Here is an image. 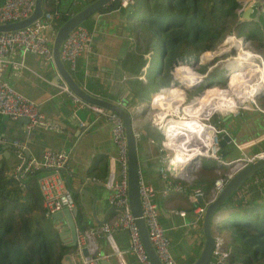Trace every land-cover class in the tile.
Returning <instances> with one entry per match:
<instances>
[{
	"label": "crops",
	"instance_id": "obj_1",
	"mask_svg": "<svg viewBox=\"0 0 264 264\" xmlns=\"http://www.w3.org/2000/svg\"><path fill=\"white\" fill-rule=\"evenodd\" d=\"M3 1L0 0V3ZM57 1L60 6L71 2V0ZM90 1L72 0L76 3L75 6L80 5L79 9ZM131 6L132 8L127 13L124 7L120 6L103 10L96 9L90 13L83 21H86L84 25L91 32V50L77 55L73 68H70L67 62L63 63L80 87L91 94L123 106L129 112L132 131L138 133L134 136L137 174L154 190L152 199L157 206L158 220L169 238V248L173 257L179 264H191L203 241L202 214H199V218L195 220L194 206L197 199H193L189 193L162 191L164 179L159 172L162 163L159 149L161 134L151 122L153 108L149 99L155 95L157 90L169 86L175 80L180 86L173 85L170 88L184 87L182 68L185 66H190L196 71L197 67L204 68L203 71L198 72L205 73L213 64L201 62L198 55H192L191 62L189 58L185 61L182 59L171 70L175 60L166 63V57L158 56L152 52L150 47L147 48L144 45L139 28L136 26L137 19L127 16L133 9V4ZM244 20L241 19V22ZM260 32H264V28H260ZM45 33L47 34L46 31ZM241 35L245 37L250 47V42L253 40L248 37L247 27H241ZM255 47L261 50L264 46L256 43ZM145 53L149 56L146 57L148 60L144 78H137L135 74L138 72L139 63ZM8 57L11 62L6 68H1V76L17 91L37 104L45 120L48 121V125L27 127L25 120L11 119L6 114L0 113L1 169L14 177L19 162L17 151L14 150L12 144L7 142L8 138L22 141L26 145L25 155L34 160L40 159L44 150L65 152L66 161L60 172L64 182L67 178L65 184L74 200L72 207L75 213L72 217L75 221V230L82 228L100 230L93 237V245L100 255L99 264L101 259L108 262L107 264H138L134 253L129 249L126 229L110 228L106 232L108 234L101 231V226L104 223L110 224L119 211V208L107 201L110 192L107 185L110 172L109 156L116 152V146L111 140L110 122L104 114L95 112L86 106L76 105L69 93L62 88L63 80L60 77L57 81L55 80L57 72L52 60L44 59L38 54L18 51ZM210 60L211 58H208V61ZM149 63L153 65L152 72L146 73ZM234 63L241 67V63ZM235 69L239 70V67ZM230 74L235 75L237 72ZM190 75L186 77V81ZM140 81L145 83V86L141 91H137ZM164 89L168 88H162L160 92ZM205 90L206 88L197 96H201ZM134 92H136L135 96ZM259 92H264V89ZM230 94L228 92L217 94V102H212L211 98L210 104L200 115L206 116L213 110L236 112L238 108H241L238 107L241 100L235 95H232L233 99H231ZM137 96H140L138 100ZM125 100L126 104L123 105L122 102ZM263 101L258 102L262 105L258 104L262 109H264ZM213 123L231 136L223 151L224 158L230 159L244 153L264 150V111L240 109L237 113H229L224 120L216 116L213 118ZM139 135L143 137L140 139ZM225 168V165H217L213 159L203 157L193 171L191 182L193 181L200 187L208 186L206 188L208 191L217 171H223ZM113 169L116 175V164ZM47 171V168L34 171L35 177ZM24 177L25 175L22 176ZM173 179L188 185V188L191 183L178 177H173ZM259 181L262 183L264 180L260 179L254 184H258ZM258 194L264 200V189L260 188ZM257 202L254 210L260 213L264 202ZM238 203L241 205V202ZM220 207L221 209L217 210L211 218L212 234L217 231L223 237V243L230 248V253L224 261L214 264H264V251H261L264 248V241L256 243L260 250L258 253L254 252V255L246 251L241 252V241L239 240H237L236 248L233 249L236 244L233 235L240 238L241 228L245 229L247 226L241 221L240 209L224 205ZM47 219L60 242L66 245L63 241H68L70 237L69 231L64 227L67 225L66 217L53 219L49 215ZM258 230L261 231L262 228ZM66 252L71 254L74 262L79 260L80 255L75 251V242L68 245ZM210 260L213 262L214 258L210 257Z\"/></svg>",
	"mask_w": 264,
	"mask_h": 264
},
{
	"label": "built area",
	"instance_id": "obj_2",
	"mask_svg": "<svg viewBox=\"0 0 264 264\" xmlns=\"http://www.w3.org/2000/svg\"><path fill=\"white\" fill-rule=\"evenodd\" d=\"M116 1L118 2V6L124 8L134 3V0ZM238 3L239 7L235 8L237 17H240L242 9L246 6H250L251 12L257 10V3L254 0H240ZM33 4L34 0H4L0 3V23L15 21L26 16L31 12ZM55 16V11H42L41 16L33 20L28 25L16 29L0 31V113L6 114L11 119L25 117L27 119V127L37 125L45 126L48 125V121L45 120L43 114L40 112L34 101L26 98L22 93L17 91L12 84L1 76V68L7 67V64L11 62L8 56L13 54L15 51L20 53L30 52L38 54L44 59L52 60L51 40L56 30V27L53 26V18ZM239 37L242 39L241 36ZM242 40L243 49H249L252 53V57H250V59H254L258 66L264 67V60L262 59L260 53L250 48L246 39ZM91 47V32L85 25L80 23L64 36L59 47V57L62 62H67L70 68H73L76 56L83 51H90ZM243 49H241V52ZM192 54L194 53L183 54L182 57L180 56L181 58L178 57L172 64L171 70H173L174 64L178 63L182 59H184L183 61L186 59L188 60ZM148 56V53L142 55L141 62L138 66V72L135 74L137 78H144V72L148 60L146 57ZM247 63L248 61L246 59H241V70L246 67ZM262 83H264V81H262ZM173 85L180 86V84H178L175 80L174 83L172 82L169 86L167 85L162 88H170ZM62 86V88L69 93L76 105L86 106L95 112L104 114L111 124V140L116 146V152L115 154L109 156L110 172L108 174L109 180L107 185L109 186L110 192L107 196V201L119 208V211L110 224L104 223L101 226V231L108 234L106 232L110 228L126 229L129 237V249L134 253L138 264H151L141 242L135 218L130 212L127 198V147L123 120L118 114L111 110L82 100L80 97L72 93L65 84ZM207 87H211V85ZM162 88L157 90L155 95L151 96L149 99V103L153 108L150 118L151 122L156 126L161 134L159 149L161 152L160 159L162 163L159 167V172L164 179L162 191L165 193L169 191L185 192L189 193L193 199H197L194 206L196 220L199 218V214H202L207 203L211 201L220 191L225 180L230 178L247 162L255 158L263 157L264 150L244 153L230 159L224 158L219 153V137L217 135L218 132L223 130V128L216 126L208 119L209 116L215 112L214 110L206 115L205 118L200 116V129L197 132L188 128V126L184 123L188 120H192V117L195 115H190L187 111L186 114H184L182 108L186 106L190 111L197 112L196 106L193 105L192 100L196 94H199L205 88H203L200 92L193 94L189 98H185V90L189 89L190 85L181 87L183 91L182 96L171 92L162 93L161 95L160 90ZM243 89L244 86H241V91H243ZM157 94H160L162 98L170 101L171 107L178 105L180 110L175 111L173 108L166 109V107L162 104L156 105ZM231 95H234V93H231ZM238 104V107L241 108H238L236 112H219V115L222 116V113H237L240 109H259L264 111V109L260 108L256 103L255 96L254 99H241V102ZM175 128H180L183 132L174 133L173 130ZM209 129H212V131L209 132ZM184 132H187L192 137L187 139ZM133 134L134 136L138 135L137 132H133ZM9 143L13 145V148L17 151L19 158L14 177L18 179L20 184L23 175L30 174L31 172L37 171L41 168L48 169L46 173H43L36 178L43 214L45 216H49L51 213L62 208H71L74 205V200L60 172L66 161V153L62 151L44 150L41 158L34 160L33 158H27L25 155L26 145L22 143V141L11 139ZM203 145H205V148H202ZM208 145H210V151H208ZM192 155L194 156L191 157ZM202 157L212 158L217 165L226 166L223 171H217V175L213 179V184L207 192H205L200 186H194L189 189L184 183L179 180H174L173 176L169 174L166 169L168 161H173L177 167L187 164L188 167L186 168L183 176H179L178 178L185 179L190 183L193 179V171L197 168ZM114 164H116V175L113 169ZM113 176L115 178H113ZM250 178L251 182H257L260 179L264 180V173H254L250 176ZM249 183L250 182L246 179L234 189V191L229 195L233 202H245V195L247 193ZM137 185L141 215L146 225L148 238L157 257L160 259L162 264H179L170 252L169 238L165 234L164 228L158 220L157 206L152 199V196L154 195L153 188L140 179L139 175H137ZM180 213H183V211H180ZM215 217L217 216L215 215ZM99 231V229L92 228L75 230V251L78 252L80 258L76 262L73 261V264H99L100 255L96 252L93 245V237ZM213 239L214 242L211 257L214 258L215 262L214 260L212 262V260L209 259L207 264H214L217 262L220 263L224 261L230 253V248L223 243V237L217 231L213 232ZM84 245L87 247V254H81L80 249Z\"/></svg>",
	"mask_w": 264,
	"mask_h": 264
},
{
	"label": "trees",
	"instance_id": "obj_3",
	"mask_svg": "<svg viewBox=\"0 0 264 264\" xmlns=\"http://www.w3.org/2000/svg\"><path fill=\"white\" fill-rule=\"evenodd\" d=\"M41 3L43 11L56 12L54 27L80 7L72 0L65 6H60L57 0H42ZM237 5V0H134L133 9L127 16L137 19L136 26L144 45L158 56L168 58L169 63L184 53L200 55L212 51L226 32L236 28L232 24L236 20ZM117 6L116 0H109L98 9ZM237 34H241V29ZM212 54L204 53L203 56ZM205 59L208 61L207 57ZM152 67L149 63L146 73H151ZM188 72H191L188 67L182 68V74ZM138 84L137 91H141L145 83L140 81ZM133 94L135 96L136 92ZM139 98L137 96V100ZM122 104L125 105L126 100ZM263 173L264 168L256 174ZM35 179V172H31L22 178L20 184L0 167V264H60L62 254L68 249V245L58 239L48 216L43 214ZM247 181L250 183L245 202L239 205L228 196L221 205L241 210V218H244L241 221L247 226L241 228V249L248 253L251 250L254 255L260 250L256 243L264 241V207L260 213L254 210L257 201L264 202L258 194L260 188L264 189V181L254 184L250 177ZM194 186L197 184L192 181L189 188ZM207 187L201 186L205 192ZM234 242L233 249L238 244L236 239Z\"/></svg>",
	"mask_w": 264,
	"mask_h": 264
},
{
	"label": "water",
	"instance_id": "obj_4",
	"mask_svg": "<svg viewBox=\"0 0 264 264\" xmlns=\"http://www.w3.org/2000/svg\"><path fill=\"white\" fill-rule=\"evenodd\" d=\"M109 0H91L83 7L69 15L62 23H60L55 30L51 41V51H52V61L56 68L55 80L60 77L66 87L74 93L76 96L80 97L82 100L87 101L89 103H93L97 106L104 107L105 109L111 110L118 114L124 123V133L126 139V157H127V198L129 202L130 212L135 218V222L139 229V235L141 242L144 246V250L151 262V264H162L160 259L157 257L153 246L148 238L146 225L144 223L143 217L141 215V207L140 200L138 195V185H137V162H136V149H135V137L133 134L132 124H131V116L129 112L121 105L96 96L94 94L89 93L84 88L80 87L70 76L68 73L64 63L61 61L59 57V47L64 36L76 25L80 24L90 13L107 3ZM238 2L240 0H237ZM257 5V10H254V15L250 16L251 9L250 6H246L242 9L240 13L241 19H257L258 16H261L264 20V0H254ZM42 0H34L33 8L29 14L26 16L9 22L0 23V31H6L11 29H16L23 27L25 25L30 24L33 20L40 17L42 14ZM132 8L131 5H128L124 8L125 13H127ZM242 39H245L243 35H241ZM209 70V68H208ZM207 70V71H208ZM207 71L203 74V77L206 75ZM200 84V83H199ZM196 85H190V88ZM264 92H259L255 96H260ZM229 113H224L222 116H218V118L224 120L227 118ZM20 120L27 119L25 117H18ZM211 132V130H209ZM218 146L219 153L223 155L224 149L227 147V142L231 139V136L226 131L222 130L218 132ZM143 136L139 135L141 139ZM9 142L11 139H6ZM187 164H183L181 166H176L173 161H168L166 164V169L173 177H182ZM264 167V156L261 158H255L243 166H241L230 178L226 179L220 191L215 195V197L207 203L203 212H202V220H201V229L203 233V241L199 252L193 262L191 264H207L210 257L211 251L213 248V234L211 229V218L219 209L221 203L226 199L234 189L240 185L243 181L252 176L257 170ZM63 170V168L61 169ZM65 182L67 183V178H65ZM75 213V209L71 208H62L51 213V217H66L67 225L64 226L70 233V237L68 241H63L66 245H69L75 241V221L72 217V214ZM81 254H87L88 250L86 245L81 247ZM105 260L101 259L100 264H107ZM60 264H73V260L71 254L69 252H64L60 258Z\"/></svg>",
	"mask_w": 264,
	"mask_h": 264
},
{
	"label": "rangeland",
	"instance_id": "obj_5",
	"mask_svg": "<svg viewBox=\"0 0 264 264\" xmlns=\"http://www.w3.org/2000/svg\"><path fill=\"white\" fill-rule=\"evenodd\" d=\"M239 7V5H237L235 8ZM254 15V12H251L250 13V16H253ZM241 24V25H240ZM238 26H241V27H247V34L248 36L250 35L251 36V39L253 40L252 42H250V47L253 48L254 50H256L257 52L260 53L261 57L263 58L264 60V47L261 48V50L259 49H256L255 47V44L258 43L260 44L261 46H264V32H260V28H264V20L261 16H258L257 19H248V20H244L243 22H241V17H237L236 15V20H235V23L232 24V27H236L235 29L233 30H230L228 32H226L224 34V36L222 37L221 41L218 42L217 44H214L216 47H215V51L218 49H222L224 47H226V45L224 46H221L218 48V45H220L225 39H226V35L229 34V33H233L235 34L236 36H241L237 34V30L241 29V27H238ZM231 27V28H232ZM229 46V45H228ZM205 49V48H204ZM217 50V51H218ZM202 51V50H201ZM200 51V52H201ZM210 52V51H208ZM246 52V51H245ZM188 54V53H187ZM214 54V53H213ZM212 55H206L207 58H211ZM218 54V53H217ZM249 52H247V56H249ZM219 55V54H218ZM238 55V50L237 48L235 47H231L229 48L225 54H221L220 56L216 57L212 62L211 64H213L212 67L209 68V70L207 71V74L202 78V81L200 82V84L192 87V88H189V89H186L185 90V98H189L191 97L193 94H196L197 92H200L203 88L207 87V86H210L211 87H208V88H211L209 89L205 95H203L202 97V100H205L207 98H212V102H217V98H216V95L218 94H225V93H232L233 94V91L231 90V87L232 86L233 88H235L237 82L239 80H241L242 78H244V74H242V72L240 71L241 67L240 66H237L234 61L238 62L239 60H237L236 58L234 60L231 59V61H227V59L230 57V58H233V57H236ZM251 55V54H250ZM200 56L198 57V59H200ZM182 57V56H181ZM179 57V58H181ZM190 57H192V55H190ZM190 59V58H189ZM165 62L167 63L168 62V58H166ZM202 62H207L205 57H202ZM209 62V63H210ZM226 62H228L226 64ZM254 64V63H252ZM250 65L252 67H256V68H262L261 66H258L256 64L254 65ZM225 65L228 67V69L226 70L225 69ZM239 67V72H237V70L235 68ZM204 68H201V67H197V71H203ZM171 71V70H170ZM237 72V74L235 75H231L230 73L232 72ZM222 74V76H221ZM164 76V75H163ZM239 76V77H237ZM237 77V80L236 82L234 81V79ZM236 84H235V83ZM218 85V86H217ZM230 87V88H229ZM203 91V90H202ZM202 92H200L199 94H201ZM199 94H196L193 98H197ZM261 96V95H260ZM230 98L233 99V96L230 94ZM258 98V99H257ZM259 100V101H258ZM262 100H264V95H262V97H259V96H256L255 97V101L257 104H259ZM259 102V103H258ZM210 103V101H209ZM260 106H262L261 104H259ZM258 105V106H259ZM263 105H264V101H263ZM186 107V106H184ZM187 108V107H186ZM205 109V108H204ZM206 113V112H204ZM220 113L219 112H214L212 113L210 116H209V120L210 122L213 123V118H216V116H218ZM223 114V113H222ZM157 129V128H156ZM158 130V129H157ZM159 131V130H158ZM203 158V157H202ZM207 158V157H205ZM212 159V158H211ZM221 209V207L219 208ZM218 209V210H219ZM244 218H241V220H243ZM220 231L222 229V226L220 224ZM223 233V231L221 232ZM233 237L236 239V240H239L241 241L237 235H233ZM246 245V244H245ZM247 246V245H246ZM250 250V249H249ZM242 251H246L247 250H242L241 249V252ZM251 253V250L250 252Z\"/></svg>",
	"mask_w": 264,
	"mask_h": 264
},
{
	"label": "bare ground",
	"instance_id": "obj_6",
	"mask_svg": "<svg viewBox=\"0 0 264 264\" xmlns=\"http://www.w3.org/2000/svg\"><path fill=\"white\" fill-rule=\"evenodd\" d=\"M224 45H226V47H224L222 49H219V50L217 49L218 51L217 50L215 51V48H214L210 52H208V51L203 52L202 54H200L201 55L200 56V60H201V57L203 56L204 53H214L213 56H211V60L213 61L216 57L220 56L221 54H225L226 51L229 48H231V47L237 48L238 55L236 57H233V58H230L229 57L227 59V61L229 62V61H231V59L234 60L236 58L237 60H239L237 63H241V59H246L248 61V66H246L244 69H242L243 72L240 69V71L242 72V74H244V78H242L241 80H239L237 82V84H236L235 82L237 80V77H239V76H237L234 79V81H235L234 83L236 84V86H235V88H233L232 86H230L231 87V90L233 91L234 95L237 98H239L240 100L241 99H248V98L253 97L254 95L258 94V92L261 89H264V83H262V81H264V67L257 68V69L250 67V65L252 63L256 64V62H254L255 61L254 59H250V57H252V53L249 51V49H243L244 48L243 47V40L239 36H236L233 33H229L227 35L226 39L220 45H218V48L221 47V46H224ZM241 49H243L242 52H241ZM247 52H249L251 55L249 54V56H247ZM203 57H206V56H203ZM189 58H190L189 61L191 62L192 57H189ZM210 61H207V62H210ZM228 62H226V64ZM234 62H236V61H234ZM185 67H188L191 72H188V73L184 74L183 85L184 86L198 85L202 81V77H203V74L204 73H200V72L192 69L190 66H185ZM225 69L226 70L228 69V67L226 65H225ZM237 72H239V70H237ZM190 74H192V75H190ZM189 75H190V77L186 81V77L189 76ZM241 86H244L243 91H241ZM209 89H211V88H208L207 87L206 90L204 91V93L201 96H199L197 99H193L192 100L193 105L196 106L197 112L190 111L186 107H183L182 108L184 114H186V111H187L190 115H192V114L195 115L194 117H192L193 118L192 120H188V121H186L184 123H185L186 126H188V128H190V129H192V130H194L196 132L200 129L199 128V125H200V119L199 118H200V116L201 117H204V118L206 117V116L200 115V113H202L204 111V108L208 104H210L208 102L210 101L211 98H207V99H205V100H203L201 102L203 95H205L206 92ZM168 92H171L173 94L180 95V96L183 95V91H182V88L181 87H172V88L164 89L162 92H160V94L162 95V93H168ZM160 94H158L156 96V99H157V102L155 103L156 105L162 104V105H164L166 107V109L173 108L175 111L176 110H180V108L178 107V105H175V106L171 107L170 106V101L162 98ZM193 121H194V123H193ZM209 130L212 131V129H209ZM173 132L176 133V132H183V131L180 128H175L173 130ZM184 134H186V138L187 139H189L190 137H192L187 132H184ZM203 147L205 148V145H203L202 148ZM210 150H211L210 149V145H208V151H210ZM193 156L194 155H192L191 157H193Z\"/></svg>",
	"mask_w": 264,
	"mask_h": 264
},
{
	"label": "clouds",
	"instance_id": "obj_7",
	"mask_svg": "<svg viewBox=\"0 0 264 264\" xmlns=\"http://www.w3.org/2000/svg\"><path fill=\"white\" fill-rule=\"evenodd\" d=\"M192 53H195V52H192ZM188 54H189V53H188ZM177 58H178V57H177ZM177 58H176V59H177ZM176 59H175V60H176ZM206 74H207V73H206ZM202 78H203V77H202Z\"/></svg>",
	"mask_w": 264,
	"mask_h": 264
}]
</instances>
